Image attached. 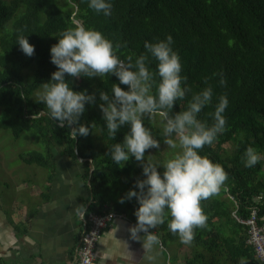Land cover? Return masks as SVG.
<instances>
[{"label":"trees","instance_id":"1","mask_svg":"<svg viewBox=\"0 0 264 264\" xmlns=\"http://www.w3.org/2000/svg\"><path fill=\"white\" fill-rule=\"evenodd\" d=\"M107 2L112 4L110 16L90 9L88 0H0V106L6 115L0 119V128L10 130L16 138L25 131L34 132L41 150L21 153L20 159L48 168L49 176L55 170L54 149L59 148L61 154L72 158H82L83 177L89 189L86 210L100 213L108 205L136 223L135 198L123 204L118 200L130 189L138 191L134 183L144 179L142 168L134 158L121 167L107 154L114 143L122 142L129 126H122L115 139H110L98 104H86L80 122L104 141L101 154H97L89 139L91 133L86 137L77 135L74 140L69 129L59 127L50 118L33 92L57 70L50 62V47L67 28L83 25L101 32L114 44L123 45L117 54L125 60L131 56L133 63L146 54L145 41L155 43L170 35L172 48L180 56L181 75L187 78L192 92H199L208 84L212 86V103L199 113L198 119L211 125L213 121L208 114L214 112L218 98L225 95L228 100L223 113L226 130L200 152L219 163L228 180L218 195L202 201L207 226L196 230L191 244L202 247V251L187 254L184 264H238L241 257L247 258L248 264H261L247 243V226L237 218H247L253 207L264 215V160L261 158L251 168L242 161L248 146L264 156V0ZM20 30L34 46L32 57L25 56L16 44ZM147 66L155 72L156 61L150 56ZM216 73H223L225 85L219 83L220 76ZM65 78L73 91L96 92L97 102L98 90L111 95L112 84L128 90L114 75ZM190 98L191 93L178 100L172 111L186 110ZM144 125L151 129L155 139L163 142L159 115L144 118ZM157 171L162 174L163 168ZM155 230L163 242L178 239L169 232L166 223Z\"/></svg>","mask_w":264,"mask_h":264},{"label":"clouds","instance_id":"2","mask_svg":"<svg viewBox=\"0 0 264 264\" xmlns=\"http://www.w3.org/2000/svg\"><path fill=\"white\" fill-rule=\"evenodd\" d=\"M88 7L97 14L111 15L112 4L107 0H88ZM22 32L17 35L16 44L25 56L32 57L34 46ZM172 44L170 35L155 43L145 41L146 54H141L133 63L131 56L125 60L117 54L123 45L114 44L101 32L83 25L67 28L50 47V62L57 70L51 73L50 80L39 84L36 93L37 101L44 105L50 118L59 127L69 129L74 140L77 135L86 137L91 133L89 126L80 122L86 104H98L110 139H115L122 126H129L122 142L114 143L107 154L121 167L134 158L142 168L144 179L134 183L138 191L130 189L118 202L123 204L135 198L136 223L127 231L129 238L140 242L143 252L149 253L155 246L163 251L159 236L151 230L165 223L181 244L191 245L196 230L207 226L202 201L218 195L228 180L227 172L219 163L200 154L226 130L223 113L228 106L227 97L221 95L214 112L208 114L213 121L211 125L198 119L199 113L212 103V86L208 84L203 90L192 92L186 84L187 78L181 75L180 56ZM149 56L156 61L155 72L147 66ZM66 75L74 79L114 75L128 90L112 84L111 95L98 90L97 102L96 92L73 91ZM214 75L220 76L222 86L226 84L223 73ZM190 93L186 110L174 113L177 101ZM156 115L162 118L163 143L173 150L159 166L145 160L147 150L160 148L151 129L144 125V118ZM260 160L261 155L254 147L245 149L242 156L245 167H254ZM160 166L162 174L157 171ZM147 259L152 261L156 256L148 255ZM238 264H248L247 258L241 257Z\"/></svg>","mask_w":264,"mask_h":264},{"label":"crops","instance_id":"3","mask_svg":"<svg viewBox=\"0 0 264 264\" xmlns=\"http://www.w3.org/2000/svg\"><path fill=\"white\" fill-rule=\"evenodd\" d=\"M53 158L55 170L46 175L44 187L18 181L20 206L7 209L0 204V264L71 262L80 213L89 194L83 177L84 160L61 154L59 148L54 149ZM36 196L37 202H33ZM28 205L33 207L29 214ZM134 224L129 218L114 219L96 244L92 264H169V259L170 264H184L185 245L179 239L163 242L160 233L151 230L159 236L163 251L155 246L151 253L143 252L141 243L129 238L127 228ZM148 255L156 259L150 261Z\"/></svg>","mask_w":264,"mask_h":264},{"label":"rangeland","instance_id":"4","mask_svg":"<svg viewBox=\"0 0 264 264\" xmlns=\"http://www.w3.org/2000/svg\"><path fill=\"white\" fill-rule=\"evenodd\" d=\"M13 19L9 20L7 26L10 25V22ZM39 90L36 89L33 92V96L36 97V93ZM0 114L5 117V112L0 106ZM90 141L94 145V149L97 154H101L104 141L99 137L97 132H92L89 136ZM227 147V145H225ZM41 150V144L39 143L37 136L34 132L25 131L20 134L19 137H14L13 134L8 129L0 128V204L5 205L6 208L16 209L20 206L22 199V191L18 189V181H26L32 185L45 186V177L49 173L48 168L38 166L36 164H27L20 159V154H26L30 150ZM173 150L169 149L163 142H160L159 149H149L146 151L145 160L153 164L154 161L158 160L155 165H161L165 159H167ZM261 158L264 160L262 154ZM137 166L140 164L137 162ZM162 166L158 167L160 169ZM262 169L264 170V164ZM35 175V176H34ZM27 183V184H28ZM24 195V193H23ZM38 196L33 199V202H37ZM32 202V206H33ZM28 205L27 213L31 212L32 207ZM184 245V244H183ZM185 250L183 253L185 255V260L194 252L202 251L200 246H191L185 245ZM199 262V259H198Z\"/></svg>","mask_w":264,"mask_h":264},{"label":"built area","instance_id":"5","mask_svg":"<svg viewBox=\"0 0 264 264\" xmlns=\"http://www.w3.org/2000/svg\"><path fill=\"white\" fill-rule=\"evenodd\" d=\"M116 218L128 219L125 213L108 205H104L100 213L85 208L80 213V230L69 264H92L98 240ZM237 219L247 226V243L252 246L261 264H264V215H259L257 207H253L247 218Z\"/></svg>","mask_w":264,"mask_h":264}]
</instances>
